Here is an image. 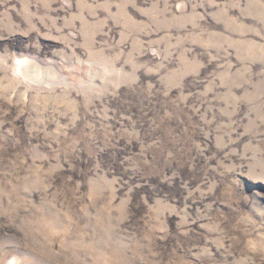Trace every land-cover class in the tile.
Segmentation results:
<instances>
[{
  "label": "rangeland",
  "instance_id": "1",
  "mask_svg": "<svg viewBox=\"0 0 264 264\" xmlns=\"http://www.w3.org/2000/svg\"><path fill=\"white\" fill-rule=\"evenodd\" d=\"M0 264H264V0H0Z\"/></svg>",
  "mask_w": 264,
  "mask_h": 264
}]
</instances>
